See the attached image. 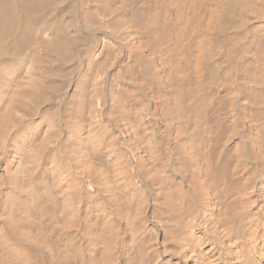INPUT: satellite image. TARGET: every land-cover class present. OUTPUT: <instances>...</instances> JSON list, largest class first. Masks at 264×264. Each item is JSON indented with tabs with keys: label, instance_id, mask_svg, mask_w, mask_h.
I'll list each match as a JSON object with an SVG mask.
<instances>
[{
	"label": "bare ground",
	"instance_id": "1",
	"mask_svg": "<svg viewBox=\"0 0 264 264\" xmlns=\"http://www.w3.org/2000/svg\"><path fill=\"white\" fill-rule=\"evenodd\" d=\"M0 264H264V0H0Z\"/></svg>",
	"mask_w": 264,
	"mask_h": 264
}]
</instances>
